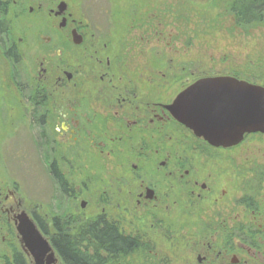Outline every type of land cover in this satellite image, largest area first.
<instances>
[{"label":"flooded vegetation","instance_id":"obj_1","mask_svg":"<svg viewBox=\"0 0 264 264\" xmlns=\"http://www.w3.org/2000/svg\"><path fill=\"white\" fill-rule=\"evenodd\" d=\"M13 9L26 8L0 0V83L11 105H26L31 132L21 136L43 159L58 208L27 210L17 188L0 191L1 228L15 242L0 264H71L67 243L94 264H264V154L241 150L264 133L214 146L171 111L201 80L264 87L258 76L221 55L166 59L160 21L103 23L64 0L29 7L47 23L27 62ZM24 214L53 259L32 256L18 231Z\"/></svg>","mask_w":264,"mask_h":264},{"label":"rangeland","instance_id":"obj_2","mask_svg":"<svg viewBox=\"0 0 264 264\" xmlns=\"http://www.w3.org/2000/svg\"><path fill=\"white\" fill-rule=\"evenodd\" d=\"M25 6L12 11L15 37L25 39L20 52L31 62L37 50V38L47 23L42 17L29 14L30 6H37L39 0H17ZM46 1V0H45ZM49 4L61 0H47ZM76 14L89 13L91 18L103 23L107 15L114 22L138 20L154 25L161 22L163 43L170 42L164 51L167 58L179 56L198 59L203 57L226 56L227 62L241 64L243 71L264 78V24L249 28H238L228 12L230 0H64ZM116 16V17H115ZM119 18V19H118ZM100 22V21H99ZM58 42L59 39L56 38ZM55 44V42H54ZM211 64V63H210ZM25 69V65L22 66ZM8 69V65L2 66ZM8 86V85H7ZM0 83V191L11 198V191L17 188L18 196L24 201L25 209L35 208L39 213H57L58 201L53 200V189L49 186L43 166V159H32L30 146L23 135L29 131L26 105H11L9 91ZM35 136L38 131L36 130ZM28 134V139L31 137ZM20 135L19 137H17ZM19 139H17V138ZM17 139V140H16ZM29 139V143H30ZM255 143V146H251ZM243 153L264 154V141L249 142ZM261 150L262 154L256 153ZM38 161V164L36 163ZM0 258L12 250L14 241L11 234L1 228ZM1 262V260H0Z\"/></svg>","mask_w":264,"mask_h":264},{"label":"water","instance_id":"obj_3","mask_svg":"<svg viewBox=\"0 0 264 264\" xmlns=\"http://www.w3.org/2000/svg\"><path fill=\"white\" fill-rule=\"evenodd\" d=\"M67 8L61 3L59 13ZM193 102L194 105H187ZM172 106L175 118L214 146L230 147L246 133H264V87L233 78L205 79L181 93ZM19 234L38 263L52 250L24 214Z\"/></svg>","mask_w":264,"mask_h":264},{"label":"trees","instance_id":"obj_4","mask_svg":"<svg viewBox=\"0 0 264 264\" xmlns=\"http://www.w3.org/2000/svg\"><path fill=\"white\" fill-rule=\"evenodd\" d=\"M228 12L238 28L264 24V0H230ZM257 81L264 85L263 77L258 76ZM60 251L71 264H94L93 261H86L80 254L71 251L68 243L66 248L60 247Z\"/></svg>","mask_w":264,"mask_h":264}]
</instances>
